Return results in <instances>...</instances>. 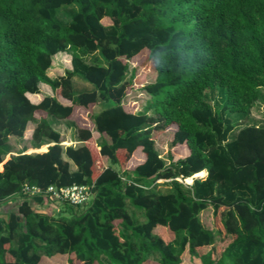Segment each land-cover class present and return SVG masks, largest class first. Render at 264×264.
<instances>
[{"label": "trees", "instance_id": "16d2710c", "mask_svg": "<svg viewBox=\"0 0 264 264\" xmlns=\"http://www.w3.org/2000/svg\"><path fill=\"white\" fill-rule=\"evenodd\" d=\"M68 6L62 21L59 10ZM69 49L71 68L50 77L53 56ZM143 49L156 72L144 86L148 106L173 129L168 164L155 148L152 118L122 104L128 59ZM95 52L100 61L81 55ZM76 75L93 87L76 91ZM41 83L66 102L32 100ZM263 91L264 0H0V164L9 136H23L30 123L35 147L52 143L2 163L0 202L23 199L0 218V264L56 255L69 264H181L184 254L187 264H264V124H245ZM78 106L91 111L98 139L76 127L79 144L63 145L46 117L75 121ZM174 150L183 155L175 159ZM203 170L191 185L175 179ZM160 178L171 179L166 192L151 187ZM24 183L93 184L94 196L79 213L66 203L71 217L55 218L36 211L45 198L23 195ZM208 207L222 247L200 219Z\"/></svg>", "mask_w": 264, "mask_h": 264}, {"label": "rangeland", "instance_id": "374dc122", "mask_svg": "<svg viewBox=\"0 0 264 264\" xmlns=\"http://www.w3.org/2000/svg\"><path fill=\"white\" fill-rule=\"evenodd\" d=\"M73 7H63L59 10L58 18L62 21H65L69 16L70 12L72 11ZM102 21L105 24H109L110 21L107 18H103ZM71 54L72 50H66L63 52H59L53 56L52 63L47 70V74L54 78L58 77L66 69L71 68ZM84 60L87 62H97L100 61V56L97 52L95 53H81ZM128 73L126 79L129 81V86L126 90V94L122 99V104L127 111L130 112H146L152 118V137L155 141V148L159 154V156L165 161L166 164L170 162L168 159V143L172 137L173 129L170 127H162V123L159 120L158 114L155 110L148 106L149 102L151 101V96L144 90V86L152 83L155 80L156 72L154 70L152 62L149 60L147 56V50H141L137 55L133 56L132 58L128 59ZM40 86V94L44 93H52L59 101H63L62 97L59 96L58 92L52 91L50 87L45 84ZM73 87L76 91L86 90L92 88L93 85L89 82L84 81L80 76L76 75L73 77ZM264 96V91H263ZM32 98H36V95H32ZM221 96L216 94L213 97V106L215 109L219 108L221 105ZM112 102H107V105H111ZM102 105L95 106L92 112L96 113L100 110ZM75 113L77 115V119L75 121H68V120H59L51 118L52 116H47L45 114H41V116L46 117L52 126L57 129L63 135L64 140L62 141L63 145L72 144L77 145L75 142L76 139V127H84L88 129H93L92 122L89 118L90 110L81 106L75 107ZM232 120H236V116H230ZM238 119V118H237ZM254 123V124H264V99L258 100L254 103L253 107L251 108V112L249 115V119L246 120L245 124ZM35 123H30L23 136H11L8 140L10 151L4 156L3 162L6 161L11 155H15L20 151L24 152H42L40 150V146L35 147L32 140L31 134L33 131ZM241 125H237L238 128ZM234 129L235 125L233 124V129L229 133V138L231 139L234 136ZM93 137L94 139H98V134L93 130ZM66 142V143H65ZM183 155V151H175L174 150V158L180 157ZM103 163L105 165H111L113 168L118 169L116 164H111L105 157H102ZM2 162V163H3ZM0 164V169L1 165ZM168 179H157L151 187L159 192H166L168 190L169 184ZM45 204H43V208L38 209L39 213H43L46 215H50L52 217L58 218L59 216H65L67 218L71 217V211L69 210L70 206L66 203L58 202L54 203L45 199ZM73 212L79 213L84 209V206L73 207ZM128 210L135 215L136 220L144 221V216L142 214V210L133 208L130 204L128 205ZM200 219L205 227L212 230L216 236V245H220L222 247V243H220L219 237L214 230L213 219L211 214V208H207L200 213ZM155 233L160 234L165 242H169L173 240L174 234L165 227H157L154 230ZM39 245V244H38ZM43 250V249H41ZM188 256L186 254L183 255L182 263L187 264ZM42 264H69L68 258L66 255H56L51 258L44 259ZM73 264H82L78 261H74ZM154 264V263H150Z\"/></svg>", "mask_w": 264, "mask_h": 264}, {"label": "built area", "instance_id": "2783aa9c", "mask_svg": "<svg viewBox=\"0 0 264 264\" xmlns=\"http://www.w3.org/2000/svg\"><path fill=\"white\" fill-rule=\"evenodd\" d=\"M204 175L205 171L203 170L202 175L195 176L193 174L188 177L178 176L175 177V179L185 185H191L193 178L203 177ZM22 194L28 197L42 196L54 203L62 202L72 206H84L92 200L94 191L93 184H71L61 187L49 185L43 188L35 184L24 183L22 186Z\"/></svg>", "mask_w": 264, "mask_h": 264}, {"label": "crops", "instance_id": "0c3cea01", "mask_svg": "<svg viewBox=\"0 0 264 264\" xmlns=\"http://www.w3.org/2000/svg\"><path fill=\"white\" fill-rule=\"evenodd\" d=\"M41 85H44V84H41ZM40 85V86H41ZM37 97L34 99V98H32L31 97V99L32 100H34V101H38L40 98H41V96L42 95H53L52 93H44V94H35ZM32 96V95H31ZM62 103H64V102H66L65 101V99H63L62 98ZM32 124H34V123H32ZM29 125V124H28ZM92 126H93V124H92ZM34 127H35V125H34ZM34 127H33V129H34ZM79 127V126H78ZM90 130H91V132H92V134H93V129H91L90 128ZM11 136H14V135H10L9 136V138L11 137ZM16 136V135H15ZM75 142L77 143V144H79V141H77V140H75ZM66 143V142H65ZM50 144H52L51 142H49V143H46V144H44L43 146H45V149L43 150V151H46L47 150V147H48V145H50ZM67 145H72V144H67ZM1 169H2V165H1ZM0 169V170H1ZM72 169H74V167H72ZM21 199H23V196H21V195H18V194H16V195H13V196H11V197H9V198H7V199H5V200H3V201H1L0 202V218H4V217H6V215L8 214V212H10V211H15V210H17V208H18V203H19V201L21 200ZM29 199V198H28ZM45 204V203H44ZM33 205V204H32ZM34 206V205H33ZM41 208H43V206H41V207H36V211H38V209H41Z\"/></svg>", "mask_w": 264, "mask_h": 264}, {"label": "bare ground", "instance_id": "6f19581e", "mask_svg": "<svg viewBox=\"0 0 264 264\" xmlns=\"http://www.w3.org/2000/svg\"><path fill=\"white\" fill-rule=\"evenodd\" d=\"M43 147H44V146H43ZM43 147H42V148H43Z\"/></svg>", "mask_w": 264, "mask_h": 264}]
</instances>
